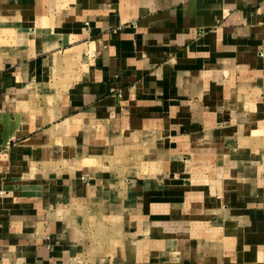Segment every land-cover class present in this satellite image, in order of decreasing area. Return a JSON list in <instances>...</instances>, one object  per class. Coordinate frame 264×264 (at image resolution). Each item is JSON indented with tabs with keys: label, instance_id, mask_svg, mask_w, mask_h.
<instances>
[{
	"label": "crops",
	"instance_id": "1",
	"mask_svg": "<svg viewBox=\"0 0 264 264\" xmlns=\"http://www.w3.org/2000/svg\"><path fill=\"white\" fill-rule=\"evenodd\" d=\"M0 264H264V0H0Z\"/></svg>",
	"mask_w": 264,
	"mask_h": 264
}]
</instances>
